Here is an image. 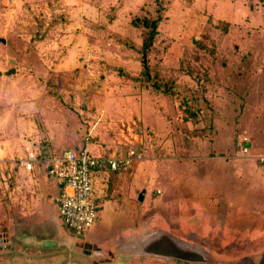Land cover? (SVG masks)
I'll return each mask as SVG.
<instances>
[{"label": "rangeland", "instance_id": "374dc122", "mask_svg": "<svg viewBox=\"0 0 264 264\" xmlns=\"http://www.w3.org/2000/svg\"><path fill=\"white\" fill-rule=\"evenodd\" d=\"M159 9L148 81L143 36ZM0 73V161L43 156L51 140L103 146L115 124L93 101L108 83H128L137 104L161 108L159 121L143 111L115 126V146L143 156L130 170L146 190L143 221L128 235H152L160 227L147 220L157 219L210 264L262 257L264 0H0Z\"/></svg>", "mask_w": 264, "mask_h": 264}, {"label": "crops", "instance_id": "0c3cea01", "mask_svg": "<svg viewBox=\"0 0 264 264\" xmlns=\"http://www.w3.org/2000/svg\"><path fill=\"white\" fill-rule=\"evenodd\" d=\"M131 81L134 82L133 79ZM116 85L117 88H115ZM106 87L104 94L93 103L97 104L99 111L105 112L104 118H107V122H113L115 126H118L121 121L134 118L141 120L143 111L150 112L159 121L158 113L161 115L159 104L151 103L150 106L149 104L146 106L136 103L137 87L131 88L128 83L120 82L108 83ZM128 88H131L132 92L127 91ZM125 102L128 104L126 107ZM86 110L89 109L85 108L83 112L87 118L90 112ZM115 126L106 130L103 146L85 145L73 138V147L67 150L86 148L93 157H111L125 154L129 149L137 150L135 146L132 148L115 146L116 142L113 141L117 136ZM67 128L66 133L77 136V130ZM51 143L53 149L46 151L45 157L36 153L38 160L32 171H27L21 162L25 156L21 158L12 155L0 161V164H3L0 166V188L2 189L0 264H165L160 261L152 263L155 258L142 256L137 251L138 246L145 242L144 240H151L159 232H164L181 241L165 230L159 220L154 219V222L147 220L149 225L160 227L150 236L144 238L128 235L132 228L129 226L133 225L132 221L135 223L143 221V216L140 217L142 212L136 205L145 201L146 190H141V178L130 171L143 159L136 161L129 170L122 173L100 170L92 174L98 222L92 230L84 234L87 249L82 250L83 248L79 249L75 245L78 239L73 232L64 227L54 205V197L59 193V185L49 175L50 160L54 155H59L63 149H57L56 140H51ZM262 172L264 173V168ZM111 191L113 194H110ZM104 209H106V216L102 218L100 211L103 212ZM105 229H107L104 232L105 236L99 237V232ZM124 234L127 236H123ZM156 260H164L169 264L168 261L172 259Z\"/></svg>", "mask_w": 264, "mask_h": 264}, {"label": "built area", "instance_id": "2783aa9c", "mask_svg": "<svg viewBox=\"0 0 264 264\" xmlns=\"http://www.w3.org/2000/svg\"><path fill=\"white\" fill-rule=\"evenodd\" d=\"M142 157L141 151L134 149L111 157H93L86 148L65 150L54 155L50 160L49 175L59 185L54 205L64 227L75 234H85L92 230L98 222L92 174L100 170L125 172L136 161H141ZM37 160V154L27 149L25 159L21 162L27 171H32Z\"/></svg>", "mask_w": 264, "mask_h": 264}, {"label": "water", "instance_id": "95a60500", "mask_svg": "<svg viewBox=\"0 0 264 264\" xmlns=\"http://www.w3.org/2000/svg\"><path fill=\"white\" fill-rule=\"evenodd\" d=\"M12 65H15V62H12ZM14 74H16L15 69L7 72L6 76H12ZM2 76L3 74L0 73V77ZM80 238L83 240L84 236H80ZM0 240H2V234L0 235ZM1 249L2 248L0 247V250ZM137 251L139 254L145 257H153L155 259H177L193 263H196L193 261L196 259H192V257L190 258L189 254H185L186 252H197L201 255L205 254V252L180 240L174 239L164 232H159L151 240L145 241L143 244L138 246ZM242 264H247V262L244 261ZM259 264H264V260Z\"/></svg>", "mask_w": 264, "mask_h": 264}, {"label": "trees", "instance_id": "16d2710c", "mask_svg": "<svg viewBox=\"0 0 264 264\" xmlns=\"http://www.w3.org/2000/svg\"><path fill=\"white\" fill-rule=\"evenodd\" d=\"M162 12H163L162 9H159L160 17L158 20L152 21L151 23L148 21L145 24L146 27L148 28V32H146L143 36V74L141 76H142V79H145L148 81H151L154 79V78H152V76L150 74L151 69L149 67V63H148L147 59H148L149 52L153 49L155 41H156L157 36H158V26L162 21V18H161ZM133 80L138 81L135 79H133ZM152 87H153V91H156L155 93H161V94L169 95L172 98L175 97V94L173 92H171L169 89H166V90L161 92L158 90L157 84H154ZM185 114H189L188 120L193 121L195 119V114L191 110H187ZM47 152H44V154L46 155Z\"/></svg>", "mask_w": 264, "mask_h": 264}, {"label": "flooded vegetation", "instance_id": "af4514ba", "mask_svg": "<svg viewBox=\"0 0 264 264\" xmlns=\"http://www.w3.org/2000/svg\"><path fill=\"white\" fill-rule=\"evenodd\" d=\"M75 234V233H74ZM76 238L78 239L76 242H75V245L80 249L82 250H86L87 249V245H85L86 241L83 239L80 238V236H84V234H75ZM1 247V246H0ZM198 249V248H197ZM2 250V249H1ZM204 252V251H203ZM185 254H189L190 255V258L192 257V259H196V260H193L194 262L196 263H193V262H189V261H183L182 263H185V264H210V258H209V255L207 253L201 255V254H198L197 252H186ZM264 260V254L262 255V257L259 259V260H254V263L256 264H259L261 261ZM154 261H160V262H165V264H167V261H164V260H156V259H153V262ZM174 261H178V262H181L182 260H177V259H172L171 261H168L169 264H174L173 262Z\"/></svg>", "mask_w": 264, "mask_h": 264}]
</instances>
